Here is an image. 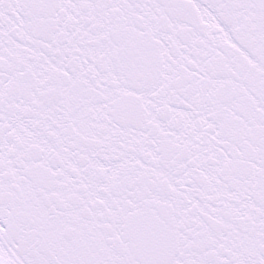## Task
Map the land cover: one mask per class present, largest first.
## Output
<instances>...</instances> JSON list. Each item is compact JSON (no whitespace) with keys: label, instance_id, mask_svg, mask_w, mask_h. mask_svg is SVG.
<instances>
[{"label":"snow or ice","instance_id":"6c2138e0","mask_svg":"<svg viewBox=\"0 0 264 264\" xmlns=\"http://www.w3.org/2000/svg\"><path fill=\"white\" fill-rule=\"evenodd\" d=\"M0 264H264V0H0Z\"/></svg>","mask_w":264,"mask_h":264}]
</instances>
